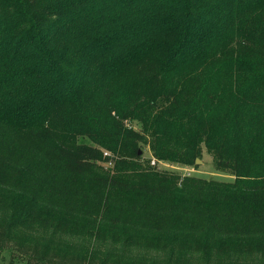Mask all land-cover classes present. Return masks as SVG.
<instances>
[{"label": "trees", "instance_id": "16d2710c", "mask_svg": "<svg viewBox=\"0 0 264 264\" xmlns=\"http://www.w3.org/2000/svg\"><path fill=\"white\" fill-rule=\"evenodd\" d=\"M3 250L264 264V0H0Z\"/></svg>", "mask_w": 264, "mask_h": 264}, {"label": "rangeland", "instance_id": "374dc122", "mask_svg": "<svg viewBox=\"0 0 264 264\" xmlns=\"http://www.w3.org/2000/svg\"><path fill=\"white\" fill-rule=\"evenodd\" d=\"M133 126L137 128L138 123L134 121ZM80 140L85 141L84 138H80ZM139 151L142 155L141 161H147L150 165H153L160 170H167L181 175H193L197 177L213 178L218 180L232 179V175H230L228 172L215 169L212 155L204 148H202L200 156L197 157L200 162L196 164H184L157 159L155 156L151 155L150 151H148L144 146H142ZM104 154H108V152H104ZM16 254V252H11L10 250H3L0 253V264H26L23 258ZM258 259L262 260L264 263V255L259 256Z\"/></svg>", "mask_w": 264, "mask_h": 264}, {"label": "water", "instance_id": "95a60500", "mask_svg": "<svg viewBox=\"0 0 264 264\" xmlns=\"http://www.w3.org/2000/svg\"><path fill=\"white\" fill-rule=\"evenodd\" d=\"M195 162H196V163H199V162H200V160H199L198 158H196V159H195Z\"/></svg>", "mask_w": 264, "mask_h": 264}]
</instances>
